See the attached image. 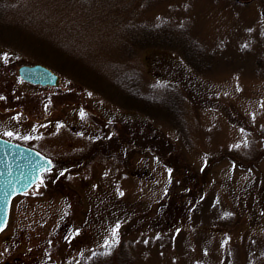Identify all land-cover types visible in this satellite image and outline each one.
<instances>
[{
	"label": "rangeland",
	"instance_id": "rangeland-1",
	"mask_svg": "<svg viewBox=\"0 0 264 264\" xmlns=\"http://www.w3.org/2000/svg\"><path fill=\"white\" fill-rule=\"evenodd\" d=\"M263 11V0H0V137L54 165L14 199L0 264L96 253L100 264H264ZM164 24L200 45L204 70L179 45L138 43ZM36 63L61 84L18 76ZM134 88L150 112L127 102ZM172 96L183 131L158 116Z\"/></svg>",
	"mask_w": 264,
	"mask_h": 264
},
{
	"label": "water",
	"instance_id": "water-1",
	"mask_svg": "<svg viewBox=\"0 0 264 264\" xmlns=\"http://www.w3.org/2000/svg\"><path fill=\"white\" fill-rule=\"evenodd\" d=\"M18 76L32 85L57 87L61 77L40 63L21 65ZM53 162L38 151L0 138V229L7 224L12 199L27 192Z\"/></svg>",
	"mask_w": 264,
	"mask_h": 264
},
{
	"label": "trees",
	"instance_id": "trees-1",
	"mask_svg": "<svg viewBox=\"0 0 264 264\" xmlns=\"http://www.w3.org/2000/svg\"><path fill=\"white\" fill-rule=\"evenodd\" d=\"M166 27H167V25L164 24L162 27L163 31L161 33L155 32L157 30H155L154 28H150V30L144 31L142 34V37L140 38V41L138 43L143 44V45H151V46H153V45L155 46V45H158L160 43H164L168 46H173V47L179 45V46H181L180 48L183 49V51L185 52L186 59L196 69H203L204 70L206 68V66H205V63L203 60V56H204L203 50L200 47V45L193 42V41H189V40L184 39L183 37H181L180 33L177 30L169 31L167 29L164 32ZM131 87H133V86H130V88ZM138 91H139V89H138ZM131 95H133V97L131 96V99H129L127 102H131L132 106H135V108H138L143 112H145V111L150 112L152 110V109L151 110L149 109V107H152V106L148 105V103L150 102L151 95H148L144 98V101H145L144 103H141V100L138 98L139 95H137V89L134 88L133 91L131 92ZM169 99H170V101L172 100V107L164 106L163 111L158 116L166 117L167 119H169L173 122V125L176 126V124L177 123L179 124V122L174 119L173 114L176 110V107H179L182 102L180 101L181 99L177 98L176 96L175 97L172 96V98H169ZM161 105L163 106V104H161ZM178 127H179L180 131H183L180 124L178 125ZM155 138H156V136L150 137V139H154V140H155ZM163 144L165 145V147L170 148V145L168 142L163 141ZM164 152L168 153V156H167V154L164 155L163 154ZM163 153H159L160 160L165 165L171 166L174 171L178 170L179 166H180L179 160L176 157L170 156V154H172V151H166V149L163 147ZM154 222L157 223V220H154ZM91 258L92 259L89 260L87 264H100L99 262H101V260H102V255L100 253H96Z\"/></svg>",
	"mask_w": 264,
	"mask_h": 264
},
{
	"label": "flooded vegetation",
	"instance_id": "flooded-vegetation-1",
	"mask_svg": "<svg viewBox=\"0 0 264 264\" xmlns=\"http://www.w3.org/2000/svg\"><path fill=\"white\" fill-rule=\"evenodd\" d=\"M237 1L240 2V3H248V2H251V1H253V0H237ZM263 1H264V0H263ZM262 15H263V17H264V11H263ZM11 142H13V141H11ZM14 143H16V142H14ZM17 144H20V143H17ZM20 145H23V144H20ZM24 146H26V145H24ZM44 173H46V172H44ZM44 173H42V174L40 175V177H39L37 183L39 182V180L41 179V177H42V175H43ZM37 183H36V184H37ZM33 186H34V185H33ZM33 186H32V187H33ZM32 187H31V188H32ZM31 188H30V189H31ZM21 195H22V194H21ZM18 196H20V195H18ZM18 196L14 197V198L12 199V201H11V205H12L14 199H16Z\"/></svg>",
	"mask_w": 264,
	"mask_h": 264
},
{
	"label": "snow or ice",
	"instance_id": "snow-or-ice-1",
	"mask_svg": "<svg viewBox=\"0 0 264 264\" xmlns=\"http://www.w3.org/2000/svg\"><path fill=\"white\" fill-rule=\"evenodd\" d=\"M0 99H4V97L3 96H0ZM83 115H84V113L82 112L81 113V116L83 117ZM7 135L8 136H12L13 135V133H11V132H8L7 133ZM61 175H63V173H61ZM123 193H121V195H122ZM118 227H119V225H117V229H118ZM3 229H0V231H2ZM117 235V231H116V229H114L113 230V236H116Z\"/></svg>",
	"mask_w": 264,
	"mask_h": 264
}]
</instances>
